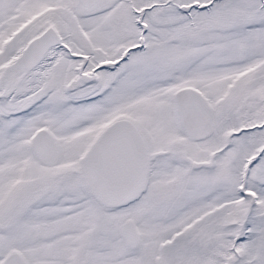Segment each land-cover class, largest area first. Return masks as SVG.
Here are the masks:
<instances>
[{
    "label": "snow or ice",
    "instance_id": "obj_1",
    "mask_svg": "<svg viewBox=\"0 0 264 264\" xmlns=\"http://www.w3.org/2000/svg\"><path fill=\"white\" fill-rule=\"evenodd\" d=\"M0 264H264V0H0Z\"/></svg>",
    "mask_w": 264,
    "mask_h": 264
}]
</instances>
